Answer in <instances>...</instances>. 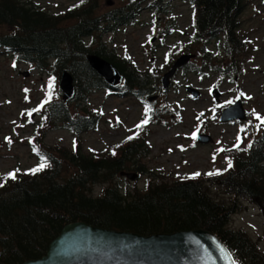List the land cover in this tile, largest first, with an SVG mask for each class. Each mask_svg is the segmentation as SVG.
<instances>
[{
	"label": "trees",
	"instance_id": "16d2710c",
	"mask_svg": "<svg viewBox=\"0 0 264 264\" xmlns=\"http://www.w3.org/2000/svg\"><path fill=\"white\" fill-rule=\"evenodd\" d=\"M147 1L159 15L165 4L175 0H127L105 10L100 6L101 0H85L83 4L73 0L62 11L54 12L39 6L36 0H0L3 52L56 78L67 69L75 84L71 102L61 100L56 86L50 90L51 98H46L38 110L41 120L30 136L37 163L30 168L38 165L41 154L48 158L49 167L35 174L18 172L16 179H8L0 187V264H21L43 256L61 228L73 221L143 235L203 228L220 238L237 264H264V253L250 235L229 223L230 215L240 209L237 196L264 201V129L251 132L254 134L250 142H245L242 151L231 158L232 167L227 172L208 178L174 179L170 172H158L142 162L146 125L136 127L128 136L132 139L115 145L110 157L82 149L81 136L94 130L102 118L98 110L89 106V95L95 89H107L103 78L89 66L87 54L105 58L122 73L121 94L136 96L144 103L150 94H162L159 77L169 69L178 52L171 51L156 69L140 70L103 39L105 34L134 23L138 8ZM190 1L195 6V28L179 52L201 57L200 65L191 62L186 66L191 71L201 73L200 67H204L221 72L216 59L211 58L212 52L206 49L207 44L216 41L224 57L239 61L250 46L238 26L251 1ZM237 70L241 72L239 66ZM163 112L162 108L150 106L148 122H163ZM49 127L71 131L75 150L45 143ZM131 170L148 178L142 190L120 183L124 179L122 173ZM205 179L222 185L229 196L215 193ZM95 185H100L97 192Z\"/></svg>",
	"mask_w": 264,
	"mask_h": 264
},
{
	"label": "rangeland",
	"instance_id": "374dc122",
	"mask_svg": "<svg viewBox=\"0 0 264 264\" xmlns=\"http://www.w3.org/2000/svg\"><path fill=\"white\" fill-rule=\"evenodd\" d=\"M125 1L127 0H101L100 6L105 10ZM250 1L251 4L246 6L241 16L239 29L251 40L249 44L253 49L250 48V52L242 61L235 63L239 64L240 69L243 67L244 73L235 76L224 69V75H219L211 71L206 72L204 67H200V72H206L203 75L180 70L174 77L176 85H173L165 96L155 100L157 109L158 106L163 107L167 103L166 106L169 105L174 112L166 111L163 115L167 125H153L146 133V150L142 162L147 163L148 167L159 170L158 172H170L174 179H180L182 176L188 178L195 172L201 173L198 177L202 178L222 175L229 169L228 161H231L233 154L242 151L241 147L246 145L245 142H250L254 133L264 129V126L257 128L260 120L254 114L255 112L264 117V0ZM36 2L39 6L54 12L62 11L72 0ZM188 2L174 1L160 14L159 26L166 24L172 30L165 34L162 40L157 38L155 32L160 29L155 28L156 21L153 19L151 7L147 4L138 8L137 23L120 28L116 33H107L103 38L111 45L114 44L117 53L134 58L141 69L148 68L153 57L156 58L153 65H157L164 60L167 52L178 48L179 42L187 44L193 31L194 15L193 7ZM151 38L154 40L150 41ZM207 50L212 51L211 58L214 59L218 54L216 42L208 45ZM221 58V55L216 56L218 60ZM195 62L199 65L201 57L196 58ZM226 62L227 60L221 61L220 65L225 68ZM50 78H54L51 88L53 91L57 86L54 75L29 69L20 61L0 53L1 183L5 181L2 178L6 173L16 169L20 170L19 173H26L36 163L37 156L33 153L31 142L27 140H30L36 123L41 120V114L31 110L37 109L47 98ZM186 84L200 91L198 99H192L184 91ZM216 84L219 85L221 93L218 102L211 94L213 87H217ZM237 97L243 100L248 113L247 119L242 123L230 121L220 123L217 115L219 108H222L220 105L225 106L226 101H234ZM88 104L101 112L102 120L96 129L81 136L82 149L84 152L94 151L110 157L109 152L112 148L131 133V128L141 115V103L131 96H117L101 89L90 93ZM81 106L79 104L78 107ZM29 111L30 117L27 115ZM202 127L205 128L204 133L212 137V143L201 145L192 138V133L197 129H199L197 134L201 133ZM238 135L239 148H235L233 145L237 143ZM6 137L9 139L6 140ZM73 141L74 134L64 127H49L44 135V142L50 146L60 144L72 148ZM216 170H219V174L206 175ZM128 173L138 174L133 170ZM123 178L119 180L121 184H126L130 188L135 186L141 190L148 179L146 175ZM207 182L215 193L224 197L229 196L222 185L214 184L210 180ZM99 189L100 185H95V192ZM237 201L240 209L236 208L230 215L229 223L246 231L258 249L264 253V201L259 202L245 196H237Z\"/></svg>",
	"mask_w": 264,
	"mask_h": 264
},
{
	"label": "water",
	"instance_id": "95a60500",
	"mask_svg": "<svg viewBox=\"0 0 264 264\" xmlns=\"http://www.w3.org/2000/svg\"><path fill=\"white\" fill-rule=\"evenodd\" d=\"M191 56H179L161 76L163 90L169 86L176 69L185 65ZM86 59L108 85L115 87L121 83L122 74L112 63L94 53L87 54ZM59 87L63 101L74 96L73 76L69 71L60 72ZM186 90L194 98L199 96V91L194 88L187 86ZM215 97L218 99V92ZM233 119H246L240 99L221 111L222 123ZM197 141L208 143L212 139L201 134ZM127 176L135 178L136 174L128 173ZM221 248L226 251H221ZM229 252L216 234L203 228L143 235L73 221L65 224L49 242L43 256L21 264H231L234 258L232 255L229 257Z\"/></svg>",
	"mask_w": 264,
	"mask_h": 264
},
{
	"label": "snow or ice",
	"instance_id": "6c2138e0",
	"mask_svg": "<svg viewBox=\"0 0 264 264\" xmlns=\"http://www.w3.org/2000/svg\"><path fill=\"white\" fill-rule=\"evenodd\" d=\"M85 2V0H80V3L81 4H83ZM75 6H78V5H75ZM74 6V7H75ZM13 67H15V62L13 63ZM53 79L54 78H50L49 79V82H48V84H49V93L47 94V99H50L51 98V88H52V85H53ZM25 91H27V90H25ZM241 95H243V93H241ZM250 98V97H249ZM26 99H27V97H26ZM47 99H46V101L44 102V103H46L47 102ZM237 99H239V97H237ZM233 103V101L232 100H228V101H226L225 102V104H227V105H230V104H232ZM43 106V104H41L39 107H42ZM224 105H220V107H223ZM39 107L37 108V109H33V110H31V111H38L39 110ZM31 111H29L28 113H27V115L30 117L31 116ZM149 111V108L146 106L145 107V113H147ZM213 111H215V109H213ZM22 115L24 114V113H21ZM254 114L256 115V118L258 119V120H260V123L257 125V128H260V127H262V126H264V117H261V116H259V114H256L255 112H254ZM148 123V117H147V115H145V117L141 120V122L139 123V124H137L136 125V127L139 129V128H141L143 125H145V124H147ZM199 129H197V131H198ZM197 131H194L193 133H192V138L193 139H195L196 138V136H197ZM133 137H127V139H132ZM6 140L7 139H9L8 137H6L5 138ZM239 143H240V137H239V135L237 136V143L236 144H234L233 145V147H235V148H239ZM73 145H74V150H75V141H73ZM118 147V146H117ZM249 147H251V144H249ZM221 150H223V149H218V151H221ZM34 151H36V149L34 148ZM113 155H115V151H113V153H112ZM40 162L38 163V165L36 166V167H34V168H31V169H28L27 171L29 172V173H31V174H35V173H37V172H39V171H42L44 168H46V167H49V164H48V158L46 157V155H44V154H41L40 155ZM232 167V163H231V161L229 160L228 161V168H231ZM227 169H225V171H226ZM20 170L19 169H16V170H14V171H10V172H8L2 179L3 180H7V179H16V173L17 172H19ZM214 174H219V170H216L215 172H209V173H206V175H214ZM199 175H201V173H199V172H195V173H192L191 174V177L192 178H194V177H196V176H199ZM4 186V184L3 183H0V187H3ZM221 251H226V249H224V248H221L220 249ZM228 255H229V257H231V253L229 252L228 253ZM231 264H236V261L235 260H232L231 261Z\"/></svg>",
	"mask_w": 264,
	"mask_h": 264
}]
</instances>
